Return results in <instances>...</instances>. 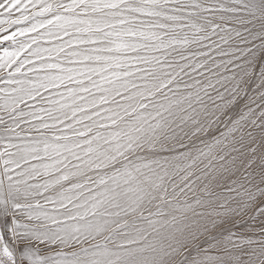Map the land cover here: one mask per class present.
Segmentation results:
<instances>
[{
	"label": "snow or ice",
	"instance_id": "obj_1",
	"mask_svg": "<svg viewBox=\"0 0 264 264\" xmlns=\"http://www.w3.org/2000/svg\"><path fill=\"white\" fill-rule=\"evenodd\" d=\"M0 264H264V0H0Z\"/></svg>",
	"mask_w": 264,
	"mask_h": 264
}]
</instances>
